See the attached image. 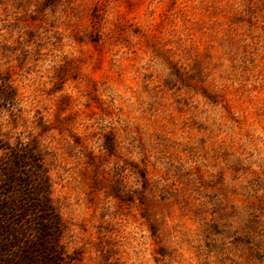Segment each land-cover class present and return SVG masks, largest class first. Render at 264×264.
Listing matches in <instances>:
<instances>
[{
  "label": "rangeland",
  "instance_id": "obj_1",
  "mask_svg": "<svg viewBox=\"0 0 264 264\" xmlns=\"http://www.w3.org/2000/svg\"><path fill=\"white\" fill-rule=\"evenodd\" d=\"M0 76L36 264H264V0H0Z\"/></svg>",
  "mask_w": 264,
  "mask_h": 264
},
{
  "label": "trees",
  "instance_id": "obj_2",
  "mask_svg": "<svg viewBox=\"0 0 264 264\" xmlns=\"http://www.w3.org/2000/svg\"><path fill=\"white\" fill-rule=\"evenodd\" d=\"M10 84L8 78L0 76V111L14 101V90ZM36 174L39 183L32 191L30 186ZM47 183L44 171L36 170L35 148L29 143H9L4 140L0 123V256H14V251L18 250L16 257L19 260L26 264H36V259H41L42 254L50 250L47 238L54 242L55 236L52 234L48 237L46 232L57 231L59 218L50 205ZM28 215L31 222L24 224ZM18 217L21 220H17ZM20 224L24 226L20 228ZM27 231H34V240L26 242L22 239ZM24 245L29 255L23 253ZM48 261L52 260L45 258V263Z\"/></svg>",
  "mask_w": 264,
  "mask_h": 264
}]
</instances>
